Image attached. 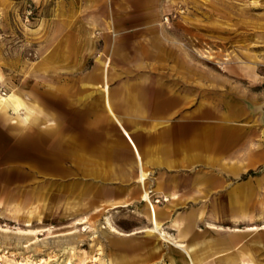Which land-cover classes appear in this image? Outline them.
Masks as SVG:
<instances>
[{"label":"rangeland","instance_id":"obj_1","mask_svg":"<svg viewBox=\"0 0 264 264\" xmlns=\"http://www.w3.org/2000/svg\"><path fill=\"white\" fill-rule=\"evenodd\" d=\"M59 1L0 0L2 96L10 89H17L27 99L35 98L47 106L50 94L61 92L62 77L78 82L97 64V59L107 56L102 53L106 35L101 24L107 3L83 5L82 11L77 6L78 11L74 13L75 5ZM111 3L125 56V60L114 59L110 68L114 72L124 76L129 72L154 78L163 76L170 85L179 76L183 78L186 93L193 89L192 95L198 97L201 93V98L207 96L209 84L221 91L231 87L226 77L232 76L238 81L237 85L264 98V0H111ZM81 15L84 20L80 19ZM65 23L68 31L72 28L76 33L74 40L82 43L85 50L79 47L77 51L74 48L67 52L65 44L59 45L58 41L64 38L60 37L59 26L64 27ZM146 39H149L147 44L157 41L169 49L168 59L148 60L144 67L130 68L128 61L140 55L136 49ZM65 60L74 65L62 67ZM74 83L70 86L75 88L78 84ZM10 122L0 116L2 193L23 192L26 200L20 206V214L35 208V215L41 220L32 216L30 224L23 225V221H15L12 209L0 206V264H188L187 256L180 249L159 241L155 233L147 235L139 231L150 227L141 194L143 202L126 206L109 204L111 207L94 195H89L85 201L88 204L82 205L74 194L77 187L65 186L68 180L40 177L26 168L24 152L25 156L34 154V144L47 149V139L35 143L33 132ZM228 167L224 165V171ZM263 170L261 167L258 173ZM252 179L246 184L256 187L264 180V174L262 178ZM38 184L42 191L49 193L41 202L32 198L34 190L39 189ZM247 188L245 184H238L233 190L228 181L225 183L226 212L215 213L206 205L185 216L194 220L202 218L191 233L198 237L195 240H198L199 252L206 251L207 245L217 250L232 241L231 247L236 246V251L244 250L259 264H264L262 233L256 232L254 237L250 234L253 238L249 244L242 242V234H230L252 233L254 231H248L247 227L253 225L255 219L264 218L263 210L251 206L246 196L243 200L240 198V192ZM164 197L160 198L162 202H165ZM172 204L168 210L158 208L160 222L173 214L175 206ZM206 209L210 212L204 213ZM180 214L183 216L186 211L182 209ZM80 221L84 223L77 224ZM245 222L250 224L244 229L240 224ZM258 224L259 221L255 223ZM109 225L118 233L111 231ZM161 228L164 235L169 232L171 237L176 236L164 230L162 222ZM132 231L139 232L129 234ZM191 234L187 235V241L192 239ZM223 254L206 261L224 264L221 262Z\"/></svg>","mask_w":264,"mask_h":264},{"label":"crops","instance_id":"obj_2","mask_svg":"<svg viewBox=\"0 0 264 264\" xmlns=\"http://www.w3.org/2000/svg\"><path fill=\"white\" fill-rule=\"evenodd\" d=\"M62 1L75 5V8L72 7L74 13L78 11L77 6L82 11L83 5L107 3L106 14L101 17L106 35L102 53L105 52L111 59L110 68L116 57L125 60L111 0ZM80 17L84 20L82 15ZM59 28L62 29L60 37L64 38L58 42L59 45L65 44L67 52L74 48L77 51L79 47L81 51L85 50L82 43L74 40L76 33L72 28L68 31L66 23ZM148 40L136 49L140 55L128 61L130 68L144 67L148 60L163 62L168 59L169 49L157 41L147 44ZM66 60L62 67L74 65ZM97 65L78 82L62 77L63 81L59 82L61 92L51 93L47 106L33 98L44 108L47 116L39 115L35 121H23L19 125L34 133L35 143L47 139L48 148L40 149L34 144V154L27 153L28 156H25L24 152L26 168L40 177L68 180L65 186L77 187L74 194L82 205L88 204L85 201L89 195L96 196L107 205L109 200L121 202L119 206L143 202L137 181L146 183V189L154 199L160 200L165 194L173 192L176 195L173 204L160 200L157 206L161 210H168L171 204L175 206L173 214L161 222L164 230L175 233L173 238L176 239L178 231L170 226L171 220L178 218L179 228H184L187 224L185 216L206 205L212 207L215 213L226 212L225 183L228 181L233 190L238 184L249 186L240 192V198L243 200L246 196L251 206L264 211V180L256 187L246 184L252 178H262L264 174V170L258 173L264 167L262 94L237 85L235 77L228 76L226 83L231 87L221 91L216 85L209 84L207 93L204 92L207 96L201 98L203 94L200 93L194 97L193 89L186 93L183 78L179 76L173 86L163 76L154 78L147 74L132 75V72L124 76L109 68L115 121L106 115L101 95L94 93L89 96L94 89V69ZM73 83L78 86H70ZM233 83L236 85L233 86ZM224 165L230 167L224 171ZM38 187L32 198L41 202L49 193L42 191L39 184ZM2 191L3 186H0V194H3L0 206L6 205V210L7 207L20 209L25 204L23 192L13 194ZM144 208L143 203L142 210ZM182 209L186 211L183 216L180 214ZM207 212L210 211L206 209L204 213ZM201 219L190 220L188 233L180 239L183 244L198 238L191 233L195 223ZM257 221L261 225L264 218H257L252 224ZM249 224L240 225H244L245 229ZM189 233L193 239L187 241ZM230 234H242V242L249 244L256 232ZM260 236L264 241V233ZM236 248L231 250L236 252ZM217 254L209 257L216 258Z\"/></svg>","mask_w":264,"mask_h":264},{"label":"bare ground","instance_id":"obj_3","mask_svg":"<svg viewBox=\"0 0 264 264\" xmlns=\"http://www.w3.org/2000/svg\"><path fill=\"white\" fill-rule=\"evenodd\" d=\"M110 62L111 59L108 56H106L103 60L97 59L98 65L94 69L95 72V78H94L95 84H93L94 89L89 94V96L93 95L94 93L101 95L104 100L106 115L117 121L112 112V105H111L112 102L110 95L111 90L109 88L111 83V76L109 74ZM0 78L1 79L3 78L1 73H0ZM39 115L46 117L47 113L44 111V108L40 106L36 100L27 99L25 96L22 95L21 91L17 89H10V92L6 96H2L0 94V116L3 119H10L12 123L21 124L23 121L24 122L35 121L39 117ZM139 187L141 190V196L145 199V203L147 207V216L150 221V227H146L139 231H145L147 235H152L153 233H155L159 241L163 240L171 244L175 248L180 249L187 256L188 264H209V261L208 262L206 261L209 256H212L216 253H220L223 251L225 253L221 256V262H223L224 264H259L256 260L251 258L248 252L244 250H238L236 252H233L231 250L232 241L231 243L228 241L226 246L220 247L215 251H212L208 245L207 246L204 245L207 248V250L204 252H199L200 249H196L197 240L193 238H192L193 240H191V242L188 243L187 245L183 244L180 239L184 238V236L188 233L191 224L190 220L194 222V218L191 216H187L184 218V221L187 223L185 224L184 228H179L180 220L178 218L173 219L171 225L173 227H176L178 231L177 239L171 237V235H169L166 232L164 235V232L161 230L162 229L161 222L158 219L160 217L161 212L158 209L156 203H158L159 200L153 199V197L149 194V192L146 189L144 181L139 182ZM175 198H176L175 193L169 192L168 194H165L163 201L169 203L171 200ZM118 203L121 202L119 201L110 202L109 200V204H111L113 207H116ZM12 214L15 221L17 222L23 221V225H29L32 216H34L37 220H41L40 216L35 215V208L27 209L25 211V214H23L24 216L20 214V210L18 208H14L12 210ZM82 223L84 222L80 221V223L77 224H82ZM109 227L111 228V231L118 233L115 230V228H113L110 225ZM211 229H216V228L215 226H211ZM235 230L237 231L238 229L235 228ZM247 230L263 233L264 223H262L261 225L259 224L258 226L250 225L249 227H247ZM139 231H132L129 234L132 235ZM20 264H32V263L24 262Z\"/></svg>","mask_w":264,"mask_h":264}]
</instances>
